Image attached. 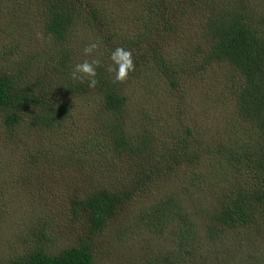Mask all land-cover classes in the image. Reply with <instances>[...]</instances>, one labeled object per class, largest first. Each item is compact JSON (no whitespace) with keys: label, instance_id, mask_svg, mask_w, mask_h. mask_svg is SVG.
Segmentation results:
<instances>
[{"label":"trees","instance_id":"1","mask_svg":"<svg viewBox=\"0 0 264 264\" xmlns=\"http://www.w3.org/2000/svg\"><path fill=\"white\" fill-rule=\"evenodd\" d=\"M9 9L37 18L44 43L35 50L26 40L35 30L30 23L19 36L18 24L9 38L0 30V128L15 139L29 118L30 131L72 141L57 149L61 167L109 160L126 181H92L89 191L72 195L71 216L87 224L78 246L52 253L51 224L40 223L27 250L0 264H96V238L149 193L155 200L119 230L135 244L147 241L141 264H264V0H0V16ZM84 34H93L97 57L85 54ZM117 47L130 50L135 63L122 82L108 70ZM94 58L101 64L90 88L88 78L72 73ZM215 66L234 73L240 117H229V145L222 148L202 118L189 117L195 106L184 108L189 86ZM155 76L175 95L177 109L153 107ZM139 79L138 91L130 85ZM81 97L97 109L80 111ZM82 112L95 121L76 140ZM36 150L25 166L34 180L54 168L52 149Z\"/></svg>","mask_w":264,"mask_h":264},{"label":"rangeland","instance_id":"2","mask_svg":"<svg viewBox=\"0 0 264 264\" xmlns=\"http://www.w3.org/2000/svg\"><path fill=\"white\" fill-rule=\"evenodd\" d=\"M15 14L9 9L7 17L3 14L0 16V30H6L2 33L3 37L9 38L11 34H14V27L17 24L19 26L16 28V34L18 36L23 34L28 30L27 23H30L33 24L35 30L24 37L31 46L36 47L35 50L40 49V44L44 43V37L43 33L40 34L39 26L36 25L37 18L28 19L27 17H17ZM161 31L165 33L163 28ZM83 38L88 42V45L95 42L93 34H84ZM184 44L187 51L192 52L191 46L186 41ZM23 52L24 49L21 54ZM93 53L96 57L98 56L97 49ZM180 53L178 50L176 54L178 58L181 56ZM11 61L16 62L17 59H11L10 63ZM233 79L234 73L227 66H215L204 75L200 85L192 83L189 86L190 100H187V104L184 105V108L186 105L187 107L195 106L189 112V117H192L191 120L202 118L204 125L211 127L207 135L211 136L210 138L221 148L229 145V141L225 138L228 134L225 127H229V117L233 116L238 120L240 118L236 110L234 92L231 91L234 84ZM153 84L158 87L152 90L153 95L150 102L154 104L153 107L172 110L178 102L175 95L156 76ZM130 86L138 91L144 87L140 79L139 82L134 80ZM199 94H202V97ZM76 104L80 106V111L87 108L88 112H94L98 107V104L94 105L92 98L86 99L85 97L77 99ZM174 109L177 108L174 107ZM83 119L85 123L78 125L77 133L73 136L76 140L85 135L86 129L91 128L95 121L94 118L91 119L84 113L79 115L76 120L82 123ZM1 120L2 116L0 115V122ZM31 124L32 121L27 118L21 125L19 130L21 133L15 139L9 138L4 133V129L0 128V259L4 263L10 256L24 253L27 250L32 242L34 227H38L40 223L49 222L51 224L53 236L49 245L52 253H58L70 246H78L86 237L87 224L82 220L75 221L71 216L69 204L72 195L89 191L92 181L99 180L111 184L117 182L120 185L125 184L126 181L122 167L119 165L116 171L111 170L109 160L90 163L91 167L86 168L84 165L76 163L71 167H61L57 149L58 147H69L72 141L68 140L69 138L65 137V134L51 137L34 129L30 131ZM39 146L48 151L52 149L50 154L53 156L49 159L53 160L51 164L54 165V168L50 174L46 173L42 178L34 180L26 175L27 168L25 170V166L27 161L32 160L33 153L38 151L36 149ZM210 162L212 164L214 160L208 158L207 163ZM202 170L207 171L208 169L203 167ZM30 172L29 170L27 173L30 174ZM27 179L28 181H26ZM161 191L159 184L157 194ZM155 198L156 195L151 197V193L141 197L139 195L110 222L106 232L96 238L94 247L96 264H139L141 262L144 245L148 244L147 241H136L135 244L130 238L128 240L120 238L119 230L128 224L131 226L130 223L133 222L132 219L136 213L141 208L149 206ZM208 200L209 198L203 199L204 202ZM6 204H8V208L2 209Z\"/></svg>","mask_w":264,"mask_h":264},{"label":"clouds","instance_id":"3","mask_svg":"<svg viewBox=\"0 0 264 264\" xmlns=\"http://www.w3.org/2000/svg\"><path fill=\"white\" fill-rule=\"evenodd\" d=\"M98 48L96 43H91L84 48L85 54H92L95 49ZM110 59L113 62L109 67L110 72H114V81L122 82L128 78L129 73L135 71V63L130 50L117 47L110 55ZM101 61L98 58H94L91 61L85 60L83 63L75 65V71L72 73L73 79L88 78V86L94 88L97 84V68L100 66ZM82 74L80 77L77 74Z\"/></svg>","mask_w":264,"mask_h":264}]
</instances>
